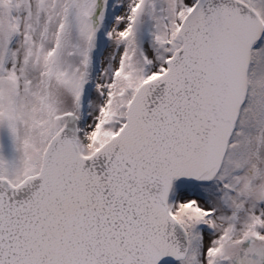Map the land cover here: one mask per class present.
Masks as SVG:
<instances>
[{
  "label": "snow or ice",
  "instance_id": "obj_1",
  "mask_svg": "<svg viewBox=\"0 0 264 264\" xmlns=\"http://www.w3.org/2000/svg\"><path fill=\"white\" fill-rule=\"evenodd\" d=\"M0 264H264V0H0Z\"/></svg>",
  "mask_w": 264,
  "mask_h": 264
}]
</instances>
